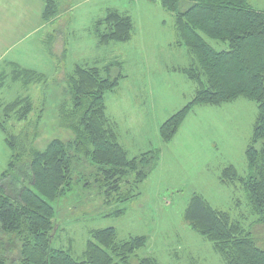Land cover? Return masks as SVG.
<instances>
[{
  "label": "rangeland",
  "instance_id": "obj_1",
  "mask_svg": "<svg viewBox=\"0 0 264 264\" xmlns=\"http://www.w3.org/2000/svg\"><path fill=\"white\" fill-rule=\"evenodd\" d=\"M51 1L53 17L43 22L46 0H0V72L9 74L11 68L6 63L12 62L41 72L47 79L28 91L7 79L0 89V103L29 97L33 111L25 122H6V132L18 136L28 123H36L35 149L43 150L53 139L68 142L71 133L59 127L60 109L69 102L66 75L75 65L99 69L110 65L113 78L118 74L114 66L117 62L121 78L105 95L104 103L118 142L130 159L158 151L156 168L138 187L139 196L110 206L90 178L93 168L81 159L75 167L74 189L55 204L57 231L52 248L69 251L81 261L90 232L113 228L120 242L134 237L147 239L129 264L148 257L159 264H224L212 244L183 222L185 208L197 195L211 208L229 213L245 230L251 227L257 245L264 249V228L254 224L256 217L240 186L220 182L229 166L239 176L247 175L245 150L257 114L256 104L238 98L217 107L195 106L172 140L163 142L160 126L190 103L196 90L195 83L181 72L193 58L178 43L174 17L159 1ZM249 6L264 11V0H249ZM108 11L131 19L129 42L100 45L97 41L95 31H107L97 21ZM206 41L216 51L227 50L225 44ZM4 140L0 130V176L10 158ZM120 209L125 210L123 215L106 217ZM0 241L5 244L6 259L14 260L16 241L4 236Z\"/></svg>",
  "mask_w": 264,
  "mask_h": 264
},
{
  "label": "trees",
  "instance_id": "obj_2",
  "mask_svg": "<svg viewBox=\"0 0 264 264\" xmlns=\"http://www.w3.org/2000/svg\"><path fill=\"white\" fill-rule=\"evenodd\" d=\"M151 1H159L174 17L178 43L193 58L181 72L196 85L192 101L160 126L159 136L170 142L195 106L217 107L238 98L254 102L257 114L245 150L247 175L241 177L229 166L220 182L240 186L256 217L254 224L264 228V11L253 10L249 0ZM53 14L52 1L46 0L42 21ZM97 24L107 30L101 33L96 28L100 45L131 39L132 21L117 11H108ZM206 40L225 44L227 50L216 51ZM114 64L118 74L113 78L110 65L103 69L75 65L66 75L69 102L60 109L59 127L71 133L68 142L53 139L43 150L35 149L36 123H28L18 136L8 134L6 122H25L33 111L32 102L29 97H18L0 103V130L10 152L7 170L0 176V236L15 240L17 247L16 257L9 261L0 241V264H129L130 257L145 247L146 237L120 242L113 228L90 232L81 261L51 246L57 231L55 204L74 189L75 167L81 159L93 168L90 178L104 194L106 206L136 199L138 187L156 168L158 151L128 158L115 124L106 115L105 95L121 78V66ZM8 66L9 74L0 72V89L8 78L25 91L47 82L43 73L15 63ZM124 213V209L115 210L106 217ZM182 219L212 244L224 264H264V249L257 245L251 227L245 230L229 213L211 208L199 196L193 195ZM137 264L159 263L148 257Z\"/></svg>",
  "mask_w": 264,
  "mask_h": 264
},
{
  "label": "crops",
  "instance_id": "obj_3",
  "mask_svg": "<svg viewBox=\"0 0 264 264\" xmlns=\"http://www.w3.org/2000/svg\"><path fill=\"white\" fill-rule=\"evenodd\" d=\"M9 63H12V62H9ZM9 63H6L7 65L9 64ZM16 64V63H15ZM18 65V64H17ZM20 66V65H19ZM9 67V66H8ZM21 67V66H20ZM23 68V67H22ZM32 70V69H31ZM41 73V72H40Z\"/></svg>",
  "mask_w": 264,
  "mask_h": 264
}]
</instances>
